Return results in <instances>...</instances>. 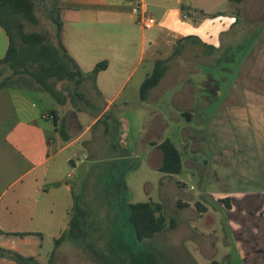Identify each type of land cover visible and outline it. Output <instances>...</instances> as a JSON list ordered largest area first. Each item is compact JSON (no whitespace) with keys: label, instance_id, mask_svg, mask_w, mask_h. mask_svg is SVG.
<instances>
[{"label":"rangeland","instance_id":"rangeland-1","mask_svg":"<svg viewBox=\"0 0 264 264\" xmlns=\"http://www.w3.org/2000/svg\"><path fill=\"white\" fill-rule=\"evenodd\" d=\"M36 4L39 22L22 19L25 31L45 33L54 41L56 26L50 13L40 1ZM239 9L235 10L241 12L236 14L237 23L230 22L236 13L230 7L223 10L225 19H216L213 12L207 16L210 26L205 35L220 45L217 65L187 68L188 50L180 47L173 70L151 89L147 102L117 104L86 132L103 111V102L89 88L92 102L78 101L88 113H79L64 90L65 120L74 137L84 136L65 150L70 159L58 167L63 192L55 199L47 197V216L39 217L45 260L73 218L75 228L58 244L53 264H118L120 243L131 251L125 257L137 264H264V216H251L250 198H245L250 192H264V78L241 74L246 59L264 56V0H247ZM152 11L147 8L148 13ZM214 26L222 31L218 37L211 35ZM140 79L141 74L131 87ZM213 80L220 87L216 98ZM65 85L58 82L57 88ZM188 86L194 88L190 103L184 93ZM187 105L196 112L192 121L180 115ZM162 114L167 125L161 128L157 122ZM120 120L128 122L130 130ZM167 138L182 153L183 169L178 175L160 172L150 162V147L143 145L148 139L162 142ZM123 176L127 194L118 185ZM66 185L76 199L74 206ZM227 197H233L229 204L236 203L235 216L225 201H219ZM127 202L161 204L166 227L151 239L138 240L125 221ZM198 204L206 206L207 212L202 213ZM66 209H71L70 216Z\"/></svg>","mask_w":264,"mask_h":264},{"label":"crops","instance_id":"crops-1","mask_svg":"<svg viewBox=\"0 0 264 264\" xmlns=\"http://www.w3.org/2000/svg\"><path fill=\"white\" fill-rule=\"evenodd\" d=\"M137 1H143L146 9L152 8L153 11L149 14L157 21L153 29L144 30L139 26L138 18L132 11L133 4ZM246 2L247 0L241 4L231 3L230 0H60L56 5L49 1L41 2L48 13L56 9L63 24L62 44L85 75L91 74L97 65L106 63V68L97 75L95 84L90 81L82 87L91 95L89 88L93 89L104 104L103 112L94 117L84 132L104 112L117 104L127 106L133 101L147 102L142 101L140 95L144 80L153 73L157 61H165V75L173 70L172 61L180 47L186 46L184 48L188 50L186 60L190 64L187 68L192 65H197V68L207 64L217 65L221 60V55L217 53L220 45L217 41L209 42L205 35L206 28L210 26L207 16L213 12L211 14H215L216 19H225V8L230 7L236 12L235 10H240V6H246ZM240 13H233L230 22L237 23L239 18L236 14ZM219 29L214 26L211 35L218 37L222 33ZM9 43L8 34L0 26V59L6 56ZM139 74L141 79L131 87L132 81ZM241 74L245 77L264 78V56L256 55L246 59ZM212 83L213 96L216 98L220 94V87L214 80ZM193 89L188 86L184 91L188 97L184 98L187 103H190L189 94H193ZM65 107L66 104L57 105L47 92L23 88L0 90V247L14 250L26 257H35L44 264L50 258L45 260L42 253L43 233L39 217L47 216L44 209L47 197L55 199L63 192L64 183L58 185L61 180L58 167L64 166L70 159L69 155L64 154L65 150L73 147L84 136V133L73 136L72 127L62 112ZM47 115L66 121L71 136L69 142L62 140L54 119L45 118ZM180 115L192 121L196 112L187 105ZM164 117L163 114L160 116L157 127L167 125ZM120 122L124 129L130 130L128 122ZM183 134L184 140H188V133L183 130ZM125 141L127 137L124 138ZM154 143L160 142L148 139L143 145L150 147V162L155 163L159 169L162 152ZM131 156L128 154L129 159H132ZM74 166L76 167L75 164ZM65 192L72 195L69 185L65 186ZM248 196V203L252 205L248 207L250 215L264 216V192H250L245 198ZM232 198H222L219 201H225L229 205V212L235 216L236 203H228V199L231 201ZM235 200L237 198H234V202ZM75 201L72 195V206ZM198 206L204 209L202 213L207 212L206 206ZM49 212L53 215V207ZM70 215L71 209H66V216ZM22 233L27 235H17ZM0 264L17 263L0 257Z\"/></svg>","mask_w":264,"mask_h":264},{"label":"trees","instance_id":"trees-1","mask_svg":"<svg viewBox=\"0 0 264 264\" xmlns=\"http://www.w3.org/2000/svg\"><path fill=\"white\" fill-rule=\"evenodd\" d=\"M36 1H49L56 5L60 0H0V26L6 31L10 41L6 56L0 59V90L3 88H23L47 92L53 97L56 104L60 106L67 104V98L64 94V90H66L71 96L74 108L79 112H87L88 109L78 105V101L90 103L92 102L90 100L92 95L81 91V88L84 85H88L90 81L95 84L97 75L106 68V63L103 62L97 65L89 75H85L81 71L78 64L62 44L63 24L56 9H52L49 12L51 21L56 26V38L54 41L49 40L45 33L25 31L22 19L28 20L33 24H38L39 22L35 14ZM244 1L230 0L231 3L236 4H241ZM165 72V61H157L155 70L142 84L140 92L142 101H145L151 89L160 83ZM58 82H66L62 90L57 88ZM102 112L100 111L98 115ZM53 117L57 132L62 140L69 142L71 136L68 132L66 121L64 119L60 120L56 116ZM153 145H156L162 152V163L158 170L170 175L180 174L183 169L182 153L174 142L167 138L159 144L154 143ZM118 185L127 194L125 181ZM162 208L161 204L153 202H127L125 204L127 213L125 221L133 228L138 240L151 239L163 231L166 227V218L162 214ZM68 225V230L55 240V249L46 264H53L56 248L58 244L67 238L68 231H73L75 220L72 218ZM17 235L25 236L27 234ZM119 246L121 255L118 264H128V262L137 264L135 260L132 261L129 260L130 258L125 257L131 251L123 243H120ZM95 253L103 256L98 250H95ZM0 257L10 259L17 264H44L35 257H26L14 250L2 247H0ZM98 264L113 263L99 261Z\"/></svg>","mask_w":264,"mask_h":264},{"label":"built area","instance_id":"built-area-1","mask_svg":"<svg viewBox=\"0 0 264 264\" xmlns=\"http://www.w3.org/2000/svg\"><path fill=\"white\" fill-rule=\"evenodd\" d=\"M132 11L138 18L139 26L144 30H151L156 26V18L147 12L146 6L143 1L135 2L133 4ZM47 117H49L50 119L54 118L52 115L45 116V118Z\"/></svg>","mask_w":264,"mask_h":264}]
</instances>
